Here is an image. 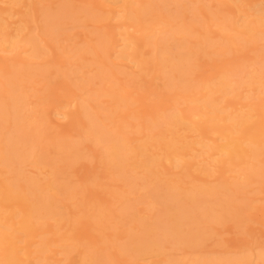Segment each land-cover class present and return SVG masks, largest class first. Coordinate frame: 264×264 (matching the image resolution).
Here are the masks:
<instances>
[{
    "label": "rangeland",
    "instance_id": "374dc122",
    "mask_svg": "<svg viewBox=\"0 0 264 264\" xmlns=\"http://www.w3.org/2000/svg\"><path fill=\"white\" fill-rule=\"evenodd\" d=\"M124 1L129 2L133 12L127 11ZM150 1L155 4L156 13L154 16L140 19L138 15ZM150 1L0 0V21L4 27L0 29V103L8 102L11 95L18 96L23 102L18 109L21 116L26 117L29 123L42 119L38 128L42 133L41 137L37 138L36 142L23 146L26 148L22 149L24 150L22 153L25 152L28 156L25 155L18 165L15 162L17 169L13 168L15 164L7 168L0 158V182L21 172L19 174L24 176L23 180L18 176L16 180L20 179L18 182L21 186L24 185L22 188L29 186L25 178L32 179L31 187L36 189V193L39 192L36 196L41 200L42 198L51 200L56 207L55 213H65L62 218L59 215L37 218L38 220L36 219L33 224L37 230L30 235H24L19 229V216L20 211L26 206L12 201L3 202L0 218L8 219L13 232L9 230L11 232L9 238H2L1 244H7L9 240L15 244L18 264H81L82 262H84L82 264H164V261L166 263V260L171 259L172 262L175 261L174 264L177 262L193 264L196 261L209 264L208 259L216 261L212 263L210 260V264L225 262L226 259L231 261L228 263L235 264L237 261V264H241V260L247 257L248 262L244 264H264L257 255L253 254L264 247V150L258 158L252 159V155L248 158L250 152H247V139L250 136L246 138V134L243 136L240 132L234 133L233 136L240 137V142L246 149L247 153L244 151V155L242 154L245 163L236 164L227 160L226 154L215 146V141H218L217 143L223 141H221L223 134L214 128V120H211L215 116L226 119L230 114L234 116L232 114L245 113L249 118L248 124L250 121V124L256 125L257 128L264 127V115H262L264 113L262 105L264 12H256L252 9L254 4L264 8V0H196L194 4L193 0H184L183 4L186 7L184 9L180 5V10H177L179 7L177 1ZM196 6L198 7L195 8ZM254 19L260 20L259 31L246 32L244 23ZM44 23L49 24L50 27L43 28L46 25ZM178 23L183 29L185 27V30L176 31L175 25ZM29 37L35 40V48L33 44L31 45ZM179 38L185 39L186 43L182 51L187 54L199 55L200 53L196 51L197 44L206 38L219 45H216V48L206 46V49H203L206 56L203 53L200 57L193 55L194 60L191 58L193 62L190 60L191 62L186 65L188 68L184 67L188 69L186 71L189 72L188 77L192 79L191 83L196 85L197 89L201 88L200 93L206 90L203 89L205 84L209 86L216 81L209 79L223 71L234 82L228 91L213 95L215 105L218 103V109H221L214 117L209 114L210 109L207 108L209 106L206 105L209 111L206 108L200 109L199 105L203 103L204 106L205 100L194 98L198 95L197 89L194 88L193 92L191 88L185 90L187 94L182 89L172 88L166 84L164 72L159 71L156 65L155 58L162 56L166 59L161 55L165 54L163 45L173 49L175 46L173 44ZM229 39L232 41H228ZM103 46L108 47L106 55H102ZM82 48L86 52L82 51ZM173 56L168 59L172 61L175 57ZM15 68H26L28 72L33 73V77L24 76L25 79L23 76H9L7 72ZM101 71L105 72L101 74ZM98 74H101V77H98L100 76ZM188 84L186 85L190 86ZM195 92L197 94L194 95ZM113 94L128 97L131 103H125L126 105L117 108L118 112L117 109L112 112L108 108L115 104L111 97ZM83 104L92 107L89 112L94 119L93 122L102 123L103 120L110 126L106 129L116 124L117 127H113L116 129L111 128L113 130L108 133L113 135L111 137L117 136L119 139L124 137L129 140V148L141 142L147 144L146 151L141 157L134 154L136 160L133 161L136 163L132 161L131 165H127L122 171L110 166L109 158L104 154V143L95 141L87 133V130L93 126H90L91 123L88 121L90 119L82 112ZM196 107L198 111L195 110ZM181 109L187 112L186 114L192 113L189 115H193L194 112L195 116L193 115L191 119L194 123L183 124L185 127L179 125L171 134L168 131L169 120L167 121L166 118ZM195 122H198V125H195ZM139 123H142V126H139ZM227 123L229 124L230 121L223 122L224 125ZM166 124L168 127L165 126ZM33 125L35 126L36 123ZM5 127L10 128V130L8 128L10 134L7 133L6 137L15 133L14 129L10 132L11 122ZM161 132L164 135L161 137L163 141L158 135ZM156 138L158 141L155 142ZM257 139L261 141L264 137L259 135ZM169 141L174 143L180 141L191 146L184 149L181 154H176L178 157L169 159L164 153V144ZM60 143L65 147L58 150V153L53 151L52 148L61 146ZM2 146L6 147L0 143L1 149ZM47 146L49 149L52 147L46 154L50 160L46 163L41 159V162L38 159L41 154L40 148ZM75 150H79L77 151L79 154ZM35 153H39L38 157ZM128 153L130 156V150ZM146 158L152 159L149 168L142 167L137 162V159ZM176 159L179 161L176 162ZM172 160L175 161L174 165L171 163ZM248 165H256L263 170V173L249 178L245 170L243 171ZM49 183L52 184L51 188H46ZM159 185L161 188L164 186L163 190ZM169 186L172 190L175 186L177 190L180 187L184 193L203 187L213 188L215 191L205 195L204 198L206 201L218 202L219 207L223 204V209L226 210L220 212L222 215L217 218L219 213L215 209L217 216L213 215L214 219L209 217L210 212L203 211L206 205L203 206L202 202L205 199L201 195L195 196L200 202L195 201L191 207L184 202H182L184 205L180 202H175V205L169 198L171 193ZM217 188L221 190L216 191ZM167 189L170 190L168 193ZM156 191L159 196L160 193L163 196L167 194V198L172 202L163 200L164 197H160L162 202L155 201L151 195ZM42 192L46 195H42ZM163 201L166 202L165 206ZM167 202L170 205L174 204L173 208H177V204L182 208L187 206L189 208L187 211L195 210L197 215L204 212L205 215H198L204 221L198 216L195 217L193 211H190L193 215L190 212L186 213L192 215L193 223L185 213L186 217L184 215L182 220L187 222L184 221L182 224L189 222L187 225H172L167 220L168 213L164 215L167 208H170ZM187 208L185 207L184 210ZM168 211L171 212V208L166 212ZM228 211V214L225 213ZM157 218L159 220L162 218L160 220L163 221L162 226H158L160 222ZM147 222L150 223L149 225L157 224L158 227L155 226L153 231L157 233L155 237L158 238L156 239L159 240L161 247L158 244L157 251L148 249L142 255L128 252L126 248L135 240L147 239ZM165 223L170 225L167 226ZM164 224L167 226L166 231L162 230V227L166 229ZM188 225L194 229L191 234L196 233L194 226L199 225L200 233L196 228L198 231L196 234H200L201 237L197 238L198 236L193 234L194 238H188L191 236L186 232L189 229ZM169 227L177 230L180 236L176 233L175 237L179 236L180 241H176L177 238L175 242L173 241L175 238L172 235L175 232L170 231ZM176 227L181 228L182 232L180 233L181 230ZM1 231L4 232V229ZM169 231L172 234V241L171 238L167 240V237H170ZM41 242L45 250L38 253ZM66 245L72 246L68 252L64 251ZM1 254L0 259H2ZM92 258L99 262H93Z\"/></svg>",
    "mask_w": 264,
    "mask_h": 264
},
{
    "label": "bare ground",
    "instance_id": "6f19581e",
    "mask_svg": "<svg viewBox=\"0 0 264 264\" xmlns=\"http://www.w3.org/2000/svg\"><path fill=\"white\" fill-rule=\"evenodd\" d=\"M114 1V0H113ZM150 1V0H149ZM173 1H177L178 3H179V7H178V9L177 10H180V8H181V6L182 7H184V9H185V7L186 6H184V0H173ZM191 1V0H190ZM185 2H187V1H185ZM193 2V4L196 2V0H193L192 1ZM124 3H125V7H126V9H127V11L128 12H133V10L130 8V4H129V2L127 1V2H125L124 1ZM124 3H123V6H124ZM258 3V2H257ZM183 4V5H182ZM175 5H177V3H175ZM181 5V6H180ZM253 5V4H252ZM158 6V5H157ZM178 6V5H177ZM198 6H196L195 8H197ZM156 8V6H155V4H153V2H148L147 4H146V6L144 7V9H143V11L141 12V14L140 15H138L139 16V18L140 19H143V18H147L148 16H154V14L156 13L154 10H156L155 9ZM192 8V7H191ZM56 9V8H55ZM125 9V8H124ZM192 9H194V8H192ZM252 9H253V11H256V12H260V11H262V12H264V8H262V7H260L258 4H254V7H252ZM60 10V9H59ZM62 10V9H61ZM182 10V9H181ZM196 10V9H195ZM157 11V10H156ZM166 11V10H165ZM65 12V11H64ZM119 12V11H118ZM177 12H180V11H177ZM181 14V13H180ZM59 15V14H58ZM179 15V14H178ZM177 15V16H178ZM213 15V14H212ZM60 16V15H59ZM52 17V16H51ZM54 17V16H53ZM45 18V17H44ZM157 18V17H156ZM156 18H154V19H156ZM42 19V18H41ZM159 19V18H158ZM173 19H174V17H173ZM0 20H1V18H0ZM45 21V20H44ZM156 21V20H155ZM260 20L259 19H254V20H252V21H248V22H246V23H244V29H245V31L246 32H257V30H258V28L260 27L259 25H260ZM177 23V22H176ZM44 24H46V25H44L43 26V28L45 27V29H47V28H49L50 27V25L48 24L47 25V23H44ZM179 24V23H178ZM175 25V28H176V31H178V32H181L182 30H185V27H184V29H183V26L182 25ZM2 26V28H0L1 30L4 28L3 27V23L0 21V27ZM48 26V27H47ZM53 26V25H52ZM168 27V26H167ZM171 27V26H170ZM169 27V28H170ZM168 28V29H169ZM189 28V27H188ZM166 29V28H165ZM259 31V30H258ZM166 33H168V32H166ZM183 33V32H182ZM165 34V33H164ZM167 35V34H166ZM175 35V34H174ZM6 37V36H5ZM27 38V37H26ZM203 38H205V37H203ZM227 38V37H226ZM4 39H6V38H4ZM158 40H160V38L158 39ZM167 40V39H166ZM236 40V39H235ZM29 41L31 42V45L33 44V47L35 46V40L31 37H29ZM177 42H175V44H173V45H175L174 47H173V45L171 46V47H173V49L172 48H170L168 45H163V49H165L164 51H165V54H161V55H164L165 57H166V59H163L164 57H157V58H155L156 59V65H157V67L159 68V71H161V72H164L163 74L166 76V79H165V81H166V84L167 85H169V86H171L172 88H177V89H182V91L183 92H186L185 90H190V88H191V92H193V90H194V88H195V90L197 89V87H196V85H193V83H191L192 82V79L191 78H189L188 77V73H187V71L186 70H188V69H185V68H188V66H186L187 64H189L191 61L190 60H192L193 58H192V56L194 55V53H192V54H187V53H185L184 51H182V48L184 47V45H185V43H186V41H185V39H182V38H179V39H177L176 40ZM228 41H232V40H228ZM155 42H156V40H155ZM161 42H162V40H161ZM224 42H226L225 40H224ZM163 43V42H162ZM161 43V44H162ZM174 43V42H173ZM196 43H198V42H196ZM221 43H223V42H221ZM216 45H218V43L217 42H213V41H210V39H203L202 41H200L198 44H197V53H200V54H204V50L203 49H206L205 47L206 46H214V48H216ZM222 45V44H221ZM219 46V45H218ZM223 46V45H222ZM36 47V46H35ZM34 47V48H35ZM159 48V47H158ZM170 48V49H169ZM83 49V48H82ZM82 49H80V50H82ZM160 49V48H159ZM158 49V50H159ZM89 50V49H88ZM87 50V51H88ZM101 50V49H100ZM107 50H108V47L107 46H103V48H102V50H101V52H102V55H106V52H107ZM156 50H157V48H156ZM161 51H163L162 49H160ZM171 50V51H170ZM172 50H174L173 52H172ZM82 51H85V49H83ZM95 51V50H94ZM163 51V52H164ZM77 52H78V49H77ZM86 52V51H85ZM89 52V51H88ZM91 52V51H90ZM159 52V51H158ZM206 52V51H205ZM79 53V52H78ZM81 53V52H80ZM94 53V52H93ZM160 53V52H159ZM191 53V52H190ZM200 54L198 55V54H195V55H197V57L199 56L200 57ZM207 54V53H206ZM211 54V53H210ZM94 55H96V54H94ZM121 55V54H120ZM172 55H174L173 57V59H172V61H170L168 58H172ZM194 55V56H195ZM205 55V54H204ZM126 56H128V55H126ZM202 56V55H201ZM206 56V55H205ZM130 57V56H129ZM197 57H195L196 59H197ZM98 58V57H97ZM102 58H103V56H102ZM101 58V59H102ZM170 58V59H171ZM192 58V59H191ZM203 58V57H202ZM100 59V60H101ZM264 59V58H263ZM163 60H164V62L165 61H167V62H163ZM194 60V59H193ZM193 60H192V62H193ZM104 61V60H103ZM190 61V62H189ZM101 62V61H100ZM101 65H102V62L100 63ZM106 64V63H105ZM193 65V64H192ZM186 66V67H185ZM190 66V65H189ZM23 67V66H22ZM25 67V66H24ZM44 67V66H43ZM100 67V66H99ZM185 67V68H184ZM101 68V67H100ZM104 68V67H103ZM191 68V67H190ZM107 69H108V67H107ZM9 70V69H8ZM10 72H7L8 73V75L10 76V75H17V76H26V77H33V73H31V72H28L27 71V69L25 68V69H22V68H20V69H10L9 70ZM103 72H105V71H101V74L103 73ZM101 74H98V75H100V76H98V77H101ZM37 75H41V74H37ZM26 77H24L25 79H26ZM102 77H103V75H102ZM30 78H28V79H30ZM88 78V77H87ZM92 79V78H91ZM101 78H99V80H100ZM86 80V79H85ZM88 80H90V79H88ZM105 80V78L103 79V81ZM210 81H213V80H216L215 82L213 81L209 86H207L206 84L203 86V89H206L202 94L200 93V91H201V88H199V89H197L196 91H199L198 92V95L197 96H194L195 94H197L196 92L194 93V95H192V96H194V98H199V100L200 99H204L205 100V102H204V106H203V103H202V105H199V106H201L200 107V109L201 108H203V109H205L207 106H209V107H207L208 109H210V111L207 109V111H209V114L211 115V116H215V114H217L218 115V112L217 111H220L221 109L219 108L218 109V103H217V101H216V103H217V105H215V103H214V100H213V95H215L216 93H219V92H221V93H224L225 91H228V89H230L231 88V85L234 83L232 80H230L229 79V75H227L226 74V72H220L217 76H215V77H213V78H211V79H209ZM208 80V81H209ZM194 81V80H193ZM237 82V81H236ZM87 83V82H86ZM187 83H189L188 85H190V83H191V85L190 86H187L186 84ZM195 84V83H194ZM193 85V86H192ZM183 86H187L186 88L185 87H183ZM195 86V87H194ZM16 87V86H15ZM235 87V86H234ZM185 88V89H184ZM193 88V89H192ZM104 90H107V89H105L104 88ZM232 91V90H231ZM104 92V91H103ZM183 92H182V95H183ZM190 92V91H189ZM104 93H107V92H104ZM187 93V92H186ZM220 93V94H221ZM228 93V92H227ZM188 94V93H187ZM187 94L185 95V97L187 98L188 96H187ZM192 94V93H191ZM191 94H189V95H191ZM201 94V95H200ZM108 95V94H107ZM124 96H126V95H124ZM184 96V95H183ZM198 96H200V97H198ZM112 98H113V100H114V105H112V106H110V108H108V109H110V111H112V110H116L119 106H124V105H126V104H130L131 102L129 101V100H131V99H129L128 97H123L122 95H121V97L120 96H116L115 94H113L112 96H111ZM184 97V98H185ZM191 97V96H190ZM20 98V97H19ZM18 98V96H13V95H11L10 96V100L8 101V102H6V103H4V104H1L0 105V107H2V110L4 109V110H6V111H2V110H0V122H1V124H0V130H1V128H2V130L0 131V143H1V145H6V147L4 148L3 146V150L0 148V158L1 159H3V161L2 162H4L5 163V166L7 167V168H9L8 166H10V165H12V167H13V165L15 164V162H16V164L18 165V163L19 162H21L20 160L21 159H24L25 158V155L26 156H28L25 152H24V154L22 153L24 150H22V149H25L26 148V146L25 147H23L24 145H26V144H29V143H31V142H36L37 141V138H40L41 137V131L38 129L39 128V126H40V124L42 123L41 122V120L42 119H37V121L35 122L34 120V122L32 121H30V123H29V121L28 120H26V117H23V116H21V114L19 113V110L18 109H20V106H21V98L19 99ZM202 99V100H203ZM198 100V99H197ZM203 100V101H204ZM196 101V100H195ZM192 102V101H191ZM23 103V102H22ZM86 103V102H85ZM126 103V104H125ZM17 104H18V106H17ZM207 105V106H206ZM262 105H263V108H264V101L262 102ZM261 105V106H262ZM83 106L84 107H82V112L83 113H85L87 116H88V118L90 119V120H88V121H90V126H93V128H89L90 130H87L88 132V134H90V136L95 140V141H98V142H103L104 143V154H105V156L107 157V158H109V161L108 162H110L111 163V165L110 166H112L113 168H115L117 171L118 170H124L123 168L124 167H126L127 165H129L130 163H132V161H133V159L135 158V155L134 154H136V155H139V157H141V155L142 154H144V152L146 151V145L147 144H145V143H143V142H141V143H139V144H135L134 146H131L130 148H129V146H128V141H127V139H125L124 137L123 138H117V136L116 137H111V136H113V135H108V133H110V130H111V128H113V127H117L116 126V124H114L113 125V127H111L110 129H106L108 126H109V124H105L104 122H103V120H102V123L100 122H93L94 121V119L92 118V115L90 114V112H89V109L90 108H92L90 105H86V104H83ZM198 106V107H199ZM261 106H259V107H261ZM198 107H196V109L195 108H193V109H195L196 111H198ZM15 108H17V109H15ZM81 108V107H80ZM94 108V107H93ZM262 108V109H263ZM199 109V110H200ZM2 111V112H1ZM16 111H18V112H16ZM187 111H189V110H187ZM191 111V110H190ZM207 111H205V112H207ZM113 112V111H112ZM117 112H118V109H117ZM211 112V113H210ZM10 113V114H9ZM12 113H14V114H12ZM174 113V114H173ZM172 114H170L169 116H167V121L169 120V122H167V124H168V126H170V129H168V131L172 134L173 132H172V130L174 129H177V127L179 126V127H181L183 124H185L186 125V123L187 124H189V123H194V121L193 120H191L192 119V116L194 115V112H193V115H189V113L190 114H192L191 112H189L188 114H186L187 112H185V111H183L182 109L181 110H178L177 112H173ZM208 113V112H207ZM206 113V114H207ZM213 113H214V115H213ZM7 114V115H6ZM17 114V115H16ZM201 114V113H200ZM205 114V113H204ZM246 114H248V113H246ZM232 115H234V116H231V114H230V117H227L226 119H222V118H219V117H217V116H215L214 117V119H211V117H210V119L213 121L214 120V124H215V126H214V128L216 129V130H219L223 135H222V139H221V141L222 142H219V143H217L218 141H215V146H216V148H219L224 154H226V159L228 160H231V162L233 161V162H236V164L237 163H239V164H244L245 163V160L243 159L244 158V151L246 150V149H244V147L242 146V142H240L241 140H240V137H234L233 136V134L235 133V134H239V132L241 133V134H243V136H244V134H246L247 135V137L246 138H248V136H250L248 139H247V143H248V150H247V152L249 151L250 152V156L248 157V158H250L251 157V155H252V159L253 158H258V156L259 155H261V153H262V150H264V139H262L261 141H260V139H257V137L260 135H262V137H264V127H262V128H257L256 127V125L254 126V124L252 125V124H250V121H249V124H248V119L249 118H247V116L245 115V113L244 114H239V113H235V114H232ZM262 115H264V113H262ZM195 116V115H194ZM111 118V117H110ZM161 118V117H160ZM162 119V118H161ZM161 119H159V120H161ZM209 119V120H210ZM106 120V119H105ZM109 120V119H108ZM230 121V123L227 125H224L223 124V122L224 121ZM28 121V122H27ZM113 121V120H112ZM111 121V122H112ZM157 121V120H156ZM5 122H6V124L8 125V123L9 122H11V130L12 131H10V132H13V129L15 130V133L14 134H12V135H10V137H9V135L6 137V135H7V133H9V131H8V128H6L5 126H6V124H5ZM153 122V121H152ZM222 122V123H221ZM29 123V124H28ZM33 123L35 124L36 123V125L34 126L33 125ZM198 122H195V125H198L197 124ZM140 125L139 126H142V123H139ZM150 124V123H149ZM154 124H156V122L154 123ZM167 124L165 125V126H167ZM256 124V123H255ZM2 125V126H1ZM144 125V124H143ZM185 125H183L182 127H185ZM42 126V125H41ZM138 126V127H139ZM144 126H146V125H144ZM144 126H143V129H144ZM161 126V125H160ZM167 126V127H168ZM189 126V125H188ZM110 127V126H109ZM108 127V128H109ZM43 128V127H42ZM42 128H40L41 130H42ZM149 128V127H148ZM197 128V127H196ZM113 129H116V128H113ZM112 129V130H113ZM9 130H10V128H9ZM111 130V131H112ZM118 131V130H117ZM139 131V130H138ZM176 131V130H175ZM121 132H123V131H121ZM162 133L163 132H161L160 134H158V135H160L159 137H160V139L163 141V139L161 138L162 136H164V135H162ZM10 134V133H9ZM153 135H155V134H153ZM150 136V135H149ZM166 136V135H165ZM240 136V135H239ZM153 137H155V136H153ZM158 137V136H157ZM5 139H7V140H5ZM152 139H155V138H152ZM245 139V138H244ZM244 139H243V141H244ZM137 140V139H136ZM150 140H151V138H150ZM171 140H173V139H171ZM3 141V142H2ZM6 141H7V143H6ZM156 141H158L157 140V138H156V140H155V142ZM61 142V141H60ZM4 143H6V144H4ZM59 143V142H58ZM137 143V142H136ZM147 143V142H146ZM177 143H179V144H177ZM246 143V142H245ZM244 144V143H243ZM57 145V144H56ZM55 145V146H56ZM60 145H61V143H60ZM151 145V144H150ZM165 147H164V150H165V152L164 153H166V155L168 156L167 158H169V159H172L173 157H175L176 156V154H178L179 155V153L181 154L182 153V151L184 150V149H188L187 147H189V146H191L190 144H184L183 142H180V141H177V142H173V141H169V142H165ZM246 145V144H245ZM22 146V147H21ZM73 146V145H72ZM65 146H56V147H51L52 149H53V151L55 150L56 152L58 151V150H62L63 148H64ZM74 147H75V145H74ZM129 149H128V148ZM50 148V149H51ZM67 148H69V147H67ZM245 148H246V146H245ZM41 149V152H39V153H41L40 155H39V160L41 161V159H42V161L43 162H46L47 163V161L48 160H50V159H48V157H47V153L48 152H50L49 150V148H48V146L47 147H44V148H40ZM44 149V150H43ZM66 150V149H65ZM128 150H130V156H128ZM52 151V150H51ZM67 151H70V150H67ZM72 152H74V150H71ZM76 151V150H75ZM77 151H79V150H77ZM76 151V153L77 154H79L78 152ZM37 152V151H36ZM61 154H62V152L61 151H59ZM64 152V151H63ZM82 152V151H81ZM246 151H245V153H247ZM39 153H35V154H37V156L36 157H38V154ZM55 153V152H54ZM58 153V152H57ZM75 153V154H76ZM53 154V153H52ZM64 154V153H63ZM73 154V153H72ZM243 154V155H242ZM263 154V153H262ZM165 154H164V156H166ZM178 155L176 156V157H178ZM34 156V157H35ZM222 156V155H221ZM242 156H243V158H242ZM70 157H71V155H70ZM76 157V156H75ZM163 157V156H162ZM73 158V160H74V157H72ZM174 159V158H173ZM108 160V159H107ZM134 160H136V159H134ZM160 160V159H159ZM41 161V162H42ZM173 162H171L173 165H174V160H172ZM177 161H179V160H177L176 159V162ZM219 161V160H218ZM258 162L259 161H261V160H257ZM264 161V160H263ZM107 162V163H108ZM133 162H135V161H133ZM137 162H138V164L140 165V166H144V167H147V168H149L148 166L151 164V162H152V159L151 160H148L147 158L146 159H143V160H138L137 159ZM156 162V161H155ZM154 162V163H155ZM105 163V162H104ZM136 163V162H135ZM134 163V164H135ZM248 163V162H247ZM263 163V162H262ZM16 164H15V167H13V168H16ZM42 164H44V163H42ZM41 164V165H42ZM137 164V165H138ZM177 164H180V163H177ZM183 164V163H182ZM186 164V163H185ZM250 164V163H249ZM131 165V164H130ZM252 165V164H251ZM249 166L248 165V167H246V169L245 168H243V171L245 170V174L250 178V177H252V176H254V175H257L258 173H261L263 170H261L260 168H258V167H256V165H253V166ZM43 166V165H42ZM152 166V165H151ZM179 166V165H178ZM185 166V165H184ZM183 166V167H184ZM257 166H259V165H257ZM262 167V166H261ZM264 167V166H263ZM11 168V167H10ZM136 168H137V166H136ZM17 169V168H16ZM19 170H20V168H18ZM241 169V168H240ZM9 170H12V169H9ZM13 170H15V169H13ZM12 170V171H13ZM120 171V172H121ZM151 172H152V170H150ZM17 172V171H16ZM15 172V173H16ZM19 173H21V172H18V174H17V176H18V178H20V179H22V178H24V176H20V174ZM122 173V172H121ZM148 173V172H147ZM150 173V172H149ZM263 173V172H262ZM151 174V173H150ZM153 174V173H152ZM151 174V175H152ZM264 174V173H263ZM13 175V174H12ZM154 175V174H153ZM259 175V174H258ZM16 175L14 176V177H11V178H7V179H5L4 181H2V182H0V188H3V189H0V209H1V207L3 206V202H8V201H12V202H16V203H19V204H21V205H24V206H26V207H24V210H21L20 211V218H19V223H20V230H21V232H23V234L24 235H30V234H32L33 232H35L36 230H37V228H35V226H33V224L35 223V220L38 218H48L49 216H53V215H59L61 218L62 217H64V214H61L59 211V213H55V211H54V209H56V207H55V205H54V203L51 201V200H49V199H47V198H42L43 200H41V198H38V196H36L37 195V193L39 194V192H35L36 191V189H34L33 187H31V184L33 183V180L31 179L30 180V178H25V180L27 179V181H28V183H29V186H27V188H22L23 186H21L20 184H19V180L20 179H18V180H16L17 177ZM247 177V178H248ZM141 178V177H140ZM254 178V177H253ZM23 180V179H22ZM60 180V179H59ZM35 181V180H34ZM158 181V180H157ZM18 182V183H17ZM61 182V181H60ZM63 183V182H62ZM67 183V182H66ZM55 184V183H54ZM59 184V183H58ZM153 184V183H152ZM160 184V183H159ZM52 185V184H51ZM51 185H50V183H49V185L46 187V188H51ZM56 185V184H55ZM231 185V184H230ZM35 186V185H34ZM71 186H72V184H71ZM157 185H155V187H156ZM160 186V185H159ZM208 186V185H207ZM54 188H56L55 186H53ZM167 188H168V186H166ZM166 187H165V189H166ZM170 188H171V186H169ZM174 187V186H173ZM179 187V186H178ZM206 187V186H205ZM61 188V187H60ZM75 188V187H74ZM159 188V187H158ZM160 188H161V186H160ZM159 188V189H160ZM162 188H164V186L162 187ZM161 188V189H162ZM169 188V189H170ZM63 189V188H62ZM174 189H176V186L173 188V190H172V188H171V193L169 194V198H171L174 202V204H175V202H180V204H182V205H184V204H186L187 206H188V204H189V207H191V205H194L195 203V201H196V203H197V200H196V198H195V196L196 195H201V196H203V199H205L204 198V196L205 195H207V194H210V192H214L215 190L213 189V188H198L196 191H189L188 193H184V192H182L181 190H180V187H179V189L177 190H175L174 191ZM228 189V188H227ZM2 190V191H1ZM68 190V189H67ZM70 190H71V188H70ZM158 190V189H157ZM163 190V189H162ZM193 190V189H192ZM218 190H221V189H218L217 188V190L216 191H218ZM159 191V190H158ZM167 191V193H168V191H170V190H166ZM166 191L164 192V193H166ZM181 191V192H180ZM226 191V190H225ZM29 193V195L31 196V198H29V195H27V193ZM163 193V194H164ZM157 191L156 192H154L151 196H153L154 197V200L156 201H161V199L163 198V200H166V201H169V203H170V201L172 202V200H170L169 198H167V194L165 195L164 194V196L160 193V196H159V194H157ZM42 195H46V194H43V192H42ZM162 195V196H161ZM37 197V198H36ZM45 197V196H44ZM152 197V198H153ZM160 197H162V198H160ZM167 199H166V198ZM197 197V196H196ZM201 198V197H200ZM199 198V199H200ZM33 199V200H32ZM169 199V200H168ZM162 202V201H161ZM163 202H165V201H163ZM182 202H184V204L182 203ZM198 202H200L199 200H198ZM201 202H202V200H201ZM168 202H167V206L168 207H170L171 208V212H166L167 210H170V208H167V210L164 212L165 214L164 215H166V213H168L166 216H167V220L170 222V223H172V225L174 224H176V225H178V224H182V222H184L183 220H182V217L184 216V217H186V214L188 213L189 214V212L191 211H193V210H189V211H187L189 208H187V206H184V208L186 207L187 209L186 210H184V208H182V207H180V206H178V204H177V208H173L172 206L174 205H170ZM194 203V204H193ZM82 204V203H81ZM80 204V205H81ZM159 204H160V202H159ZM162 204V203H161ZM160 204V205H161ZM164 204V206H165V204H166V202L165 203H163ZM162 204V205H163ZM202 204H203V206L204 205H206L204 208L205 209H203V211L205 210L206 212L205 213H208V212H210L209 213V215H207V217L209 216V217H212L213 219H214V217H216L217 216V214H218V217L217 218H219V217H221V213L220 212H224L225 210L223 209V204H222V207H219L220 206V204L218 203V202H212V201H206V199L202 202ZM202 204H200V206L201 207H203L202 206ZM176 205V204H175ZM174 205V206H175ZM198 205V204H197ZM217 206V207H216ZM55 207V208H54ZM227 206H225V208H226ZM164 209L166 208V207H163ZM193 209V208H192ZM196 209V208H195ZM215 209H217V212L218 213H216V212H214L215 211ZM228 209V208H227ZM162 211H163V209H162ZM208 211V212H207ZM123 212V211H122ZM187 212V213H186ZM190 212V214H192ZM199 212V211H198ZM170 213V214H169ZM186 213V214H185ZM203 214H204V212H202ZM214 213V214H213ZM225 213H229V211L228 212H225ZM234 213H235V211H234ZM67 214V213H66ZM187 214V215H188ZM193 214H195V217L196 216H198V215H200V216H202L203 214H198L197 215V213H195V210L193 211ZM192 214V215H193ZM215 214H216V216H215ZM221 214V215H220ZM63 215V216H62ZM192 215H188V218H189V220L190 219H192V221H191V223H193V217H191ZM205 215V214H204ZM213 215H214V217H213ZM220 215V216H219ZM226 215V214H225ZM232 215V214H231ZM235 215V214H234ZM66 216V215H65ZM190 216V217H189ZM200 216H198V217H200ZM183 217V218H184ZM197 217V218H198ZM205 217V216H204ZM225 217V216H224ZM236 217V216H235ZM40 218V219H41ZM67 218H68V216H67ZM164 218H166V217H164ZM163 218V219H164ZM201 219H202V217H200ZM200 218H198V219H200ZM37 219V220H38ZM64 219V218H63ZM66 219V218H65ZM156 219V218H155ZM162 219V218H161ZM160 219V220H161ZM181 220V222H180V220ZM207 219H209V218H206V220ZM216 219V218H215ZM222 219V218H221ZM236 219V218H235ZM157 220L160 222V220H159V218H157ZM203 220V219H202ZM201 220V222H203ZM165 221V220H164ZM163 221H161L160 223H159V225L158 226H162V223ZM185 222H187V220L185 221ZM195 222V221H194ZM196 222H198L197 221V219H196ZM196 222H195V224H196ZM215 222V221H214ZM148 223V222H147ZM189 223V222H188ZM187 223V224H188ZM150 223H148V225H146L147 227H148V229H146L148 232H146V238L147 239H145V240H135L134 241V243L133 244H131L130 246H128L126 249H127V251L129 252V251H132L134 254H138V255H142V253H144L146 250H148V249H150V251L151 250H156L157 251V248H159L158 247V241L159 240H157L158 238L157 237H155V236H157V233L155 234L154 233V229L156 228L155 226H157V224H155V225H149ZM166 224V223H165ZM165 224H164V226H165ZM186 223H184V224H182V225H187ZM167 225V224H166ZM170 225V224H169ZM169 225H167V226H169ZM175 225V226H176ZM189 225H192V224H189ZM188 225V227H189V229L191 228V226H189ZM199 225H200V223H199ZM199 225H198V227H199ZM157 226V227H158ZM167 226H165L166 227V229H163V227H162V230H167ZM193 226V225H192ZM201 226V225H200ZM164 227V228H165ZM173 227V226H172ZM179 227V226H178ZM180 227H181V225H180ZM197 226L195 227L194 226V228H195V232L196 233H198V231H199V233H200V230H198L199 228H198ZM204 227V226H203ZM152 228V230H150ZM160 228V227H159ZM170 228V227H169ZM173 228H175V227H173ZM177 228V227H176ZM196 228H197V230H196ZM201 228V227H200ZM1 229H4V232H2L1 231ZM161 229V228H160ZM171 229V228H170ZM169 229V230H170ZM178 229V228H177ZM180 230H181V228H179ZM178 229V230H179ZM184 229V228H183ZM187 229V228H186ZM189 229H187L188 231H186V232H189L188 233V236H189V234H191V231L193 230L194 231V229L193 228H191V230H189ZM9 230L11 231V232H13V230L11 229V227H10V223H9V221H8V219H3V218H0V253H2L1 255H2V259H0V264H18V258L16 257V246H15V244H13L12 243V241H7L6 243L7 244H1L2 242H1V239L3 238H6V239H8L9 238V236H10V234H11V232H9ZM141 231H143V230H141ZM153 231V232H152ZM170 231H174L175 232V234L174 235H172L171 234V232ZM169 232H165V233H169V236L170 237H167L166 239L167 240H170L169 238H171V241L173 240V238L172 237H174L175 239L173 240L174 242H175V240H176V238H177V240L176 241H180V239L181 238H179V236H180V234L179 233H177V230H170ZM182 232V230L180 231V233ZM165 233L163 234V235H165ZM176 233L177 234H179V236H177V237H175V235H176ZM196 233H193L197 238H200L201 237V235L200 234H196ZM193 234H191V236L190 237H188V238H190L191 239V237L192 238H194V236H193ZM162 235V236H163ZM171 235H172V237H171ZM182 235H184V234H181V236ZM161 236V237H162ZM166 236H168V235H166ZM187 235H185L184 237L186 238V240L188 239L187 237H186ZM165 237V236H164ZM157 238V239H156ZM185 238L183 239V240H185ZM143 239V238H142ZM179 239V240H178ZM68 240V239H67ZM194 240H198V239H194ZM182 241V240H181ZM201 241V240H200ZM160 243H161V241H160ZM197 243H198V241H197ZM64 245V244H63ZM195 246H196V244H194ZM159 246L161 247V245L159 244ZM63 247V246H62ZM70 247H72V246H68V245H66V248H65V250H64V248H63V250L66 252H68V250L70 249ZM72 249V248H71ZM105 249V248H104ZM45 249H44V247H43V242H41L40 244H39V249L37 250L38 251V253H40V252H43ZM159 250V249H158ZM70 251V250H69ZM108 250H106V252H107ZM149 252V251H148ZM37 253V254H38ZM89 253V252H88ZM101 253V252H100ZM254 255H257V257L258 258H260L263 262H264V247H262L257 253H253ZM39 255V254H38ZM100 255V254H99ZM106 255V254H105ZM101 256V255H100ZM243 256H246V255H243ZM248 256V255H247ZM110 257V256H109ZM256 257V256H255ZM256 257V258H257ZM241 258V257H240ZM240 258H238V260L240 259ZM93 259V258H92ZM99 259V258H98ZM172 260V259H171ZM171 260H166V263H165V261L163 262L164 264H174L175 263V261H171ZM200 260V259H199ZM210 260H211V262L213 263V262H215L216 263V261H213V259H208V261H209V264H210ZM227 261H225V262H227V263H225L224 261L222 262H219V263H217V264H232V263H228V262H231V261H229V259H226ZM95 261H98L99 262V260H94L93 259V262H95ZM104 261V260H103ZM168 261V262H167ZM206 261H207V259H206ZM235 261V260H234ZM170 262V263H169ZM201 262V261H200ZM200 262H194L193 264H201ZM233 262V261H232ZM248 262V257L247 258H245V259H243V261L241 260V264H244V263H247ZM82 263H84V262H82ZM81 263V264H82ZM101 263V262H100ZM202 263H203V261H202ZM250 263V262H249ZM252 263V262H251ZM95 264V263H94ZM177 264H179L178 262H177ZM204 264H207V262H204ZM234 264V263H233ZM235 264H237V261H236V263ZM239 264V263H238Z\"/></svg>",
    "mask_w": 264,
    "mask_h": 264
}]
</instances>
